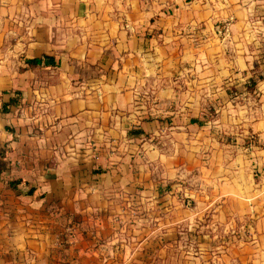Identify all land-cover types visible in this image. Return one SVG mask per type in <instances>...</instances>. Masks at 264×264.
Here are the masks:
<instances>
[{
    "label": "crops",
    "instance_id": "obj_1",
    "mask_svg": "<svg viewBox=\"0 0 264 264\" xmlns=\"http://www.w3.org/2000/svg\"><path fill=\"white\" fill-rule=\"evenodd\" d=\"M2 149L0 264L154 261L195 173L264 264V0H0Z\"/></svg>",
    "mask_w": 264,
    "mask_h": 264
},
{
    "label": "rangeland",
    "instance_id": "obj_2",
    "mask_svg": "<svg viewBox=\"0 0 264 264\" xmlns=\"http://www.w3.org/2000/svg\"><path fill=\"white\" fill-rule=\"evenodd\" d=\"M200 177L186 175V184L169 187L161 200L162 242L176 241V247L162 245L160 256L155 251V260L147 264H247L245 257L253 251L246 243L252 235L241 227L243 222L219 214L230 207L221 203L217 186L202 187L201 181H206ZM143 205L147 210V203Z\"/></svg>",
    "mask_w": 264,
    "mask_h": 264
},
{
    "label": "trees",
    "instance_id": "obj_3",
    "mask_svg": "<svg viewBox=\"0 0 264 264\" xmlns=\"http://www.w3.org/2000/svg\"><path fill=\"white\" fill-rule=\"evenodd\" d=\"M26 63L30 67H34V66H38V65H42L45 67H55V66L60 65L59 60H57L55 57L49 56V55H44L43 57H37V58H33V59H27ZM192 121L195 122L197 120L193 119ZM6 157H7V150H5V149L0 150V171L7 168V162L5 161Z\"/></svg>",
    "mask_w": 264,
    "mask_h": 264
}]
</instances>
